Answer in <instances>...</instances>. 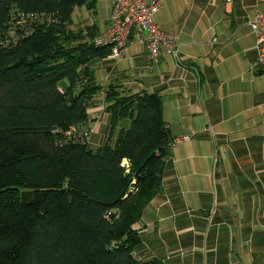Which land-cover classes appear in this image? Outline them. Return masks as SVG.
Segmentation results:
<instances>
[{"label":"trees","instance_id":"1","mask_svg":"<svg viewBox=\"0 0 264 264\" xmlns=\"http://www.w3.org/2000/svg\"><path fill=\"white\" fill-rule=\"evenodd\" d=\"M99 0H0V264H156L135 256L138 222L163 190L174 138L160 95L99 82ZM105 93L113 141L66 138Z\"/></svg>","mask_w":264,"mask_h":264},{"label":"crops","instance_id":"2","mask_svg":"<svg viewBox=\"0 0 264 264\" xmlns=\"http://www.w3.org/2000/svg\"><path fill=\"white\" fill-rule=\"evenodd\" d=\"M261 0H163L155 24L171 32L178 57L154 62L134 38L123 58L93 62L103 86L158 94L171 145L163 190L136 225L135 256L156 264H264V68L254 69L257 35L249 20ZM110 5L78 7L74 26H108ZM262 71V72H261ZM105 93L91 104L88 144L113 141Z\"/></svg>","mask_w":264,"mask_h":264},{"label":"built area","instance_id":"3","mask_svg":"<svg viewBox=\"0 0 264 264\" xmlns=\"http://www.w3.org/2000/svg\"><path fill=\"white\" fill-rule=\"evenodd\" d=\"M110 5L108 26L94 37L99 48H110L114 58H123L132 38L145 46L150 59L158 62L162 49L178 57L179 48L173 33L161 30L154 22V16L163 5V0H106ZM262 9H257L249 20L251 29L257 35V56L254 69L264 68V0ZM90 130L75 127L66 132V138L77 142H87ZM184 135L173 139L171 145L189 140Z\"/></svg>","mask_w":264,"mask_h":264},{"label":"rangeland","instance_id":"4","mask_svg":"<svg viewBox=\"0 0 264 264\" xmlns=\"http://www.w3.org/2000/svg\"><path fill=\"white\" fill-rule=\"evenodd\" d=\"M78 26H80V25H78Z\"/></svg>","mask_w":264,"mask_h":264},{"label":"water","instance_id":"5","mask_svg":"<svg viewBox=\"0 0 264 264\" xmlns=\"http://www.w3.org/2000/svg\"><path fill=\"white\" fill-rule=\"evenodd\" d=\"M262 72V71H261Z\"/></svg>","mask_w":264,"mask_h":264}]
</instances>
